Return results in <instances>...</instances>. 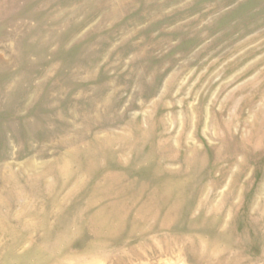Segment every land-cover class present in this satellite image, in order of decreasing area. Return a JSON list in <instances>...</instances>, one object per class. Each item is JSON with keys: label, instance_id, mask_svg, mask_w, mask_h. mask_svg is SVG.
<instances>
[{"label": "rangeland", "instance_id": "374dc122", "mask_svg": "<svg viewBox=\"0 0 264 264\" xmlns=\"http://www.w3.org/2000/svg\"><path fill=\"white\" fill-rule=\"evenodd\" d=\"M0 264H264V0H0Z\"/></svg>", "mask_w": 264, "mask_h": 264}]
</instances>
